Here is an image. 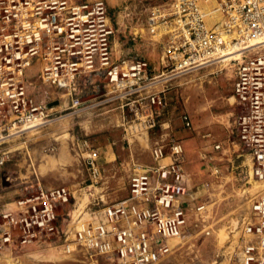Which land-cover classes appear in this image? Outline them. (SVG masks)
Returning <instances> with one entry per match:
<instances>
[{
    "label": "built area",
    "instance_id": "2783aa9c",
    "mask_svg": "<svg viewBox=\"0 0 264 264\" xmlns=\"http://www.w3.org/2000/svg\"><path fill=\"white\" fill-rule=\"evenodd\" d=\"M133 8L124 5L122 15L131 28L145 27L147 40L160 44L169 75L212 62L228 65L227 133L215 139L211 131L201 132L198 157L212 177L221 173L218 161L225 160L245 176L264 180V0H213L215 16L200 0H150L140 23ZM121 26L106 0H0V144L41 127L56 105L73 111L91 106L93 97L81 99L87 77L100 81V101L117 99L119 107L128 108L123 118L133 129L146 134L163 125L167 103L153 87L157 76L149 74L144 57L116 52L115 43L126 42L117 36ZM136 37L131 31L127 40ZM253 40L260 41L248 45ZM180 119L191 127L186 111ZM164 134L149 142V163L129 160L126 193L119 199L90 195L78 209L70 184L39 181L0 199V257L55 248L79 264H98L100 258L152 264L172 249L168 239L189 226L208 234L207 201L184 169V146ZM9 151L0 150V166ZM240 156L243 160L233 164ZM83 162L87 186H94L102 178L98 148L88 146ZM248 199L238 244L217 251L214 264L224 259L225 264H264V191Z\"/></svg>",
    "mask_w": 264,
    "mask_h": 264
},
{
    "label": "rangeland",
    "instance_id": "374dc122",
    "mask_svg": "<svg viewBox=\"0 0 264 264\" xmlns=\"http://www.w3.org/2000/svg\"><path fill=\"white\" fill-rule=\"evenodd\" d=\"M115 1L113 6L108 4V11L113 20H117L119 12L120 21L127 26L125 36L121 30L117 33L119 41L129 37L128 30L139 35L134 40H127L126 46L131 50L126 56L136 53L144 57L149 74L157 76L153 87L166 100L160 119V122L165 123H159L146 134L133 129L132 122L123 118L128 108L119 107L117 99L100 101L103 97L98 96L100 81L97 77H87L82 82L83 92L86 93L81 99L93 97L91 106L73 111L63 105H56L50 109V120L41 127L30 129L23 136L10 138L0 144V150H10L8 160L0 166V194L24 191L25 187L30 189V184L35 186L39 181L42 185L70 184L77 192L75 206L78 209L87 203L90 195L100 196L107 201L119 199L126 193L129 160L149 163V142L168 132L169 136L181 140L184 146V169L189 173L190 183L197 188V193H203L201 198L207 201L203 222L209 233L204 234L198 227L189 226L174 239L172 249L152 264H214L212 259L217 251L226 253L238 244L240 219L246 215L248 198L264 191V182L245 176L240 167H230V163L225 160L218 161L221 173L216 177L210 176L198 157L203 140L201 132L209 130L215 139L226 136L224 122L226 113L231 109L227 100L230 68L222 62H212L169 75L160 58V44L147 40L145 27L133 26L131 29L122 15L123 6L130 5L134 7L133 15L139 16V23L143 22L150 0ZM200 2L213 4V0ZM112 93L109 92V95ZM183 111L190 116V128L182 124L180 113ZM88 146L98 148L102 168L101 181L94 186H87L88 176L83 162ZM240 160H243L242 156L233 158V164ZM99 205L102 202L94 207ZM32 252L16 256L5 254L0 257V264H79V260L61 255L55 248ZM225 261L222 260L221 264H225ZM111 263L103 258L98 259V264Z\"/></svg>",
    "mask_w": 264,
    "mask_h": 264
},
{
    "label": "crops",
    "instance_id": "0c3cea01",
    "mask_svg": "<svg viewBox=\"0 0 264 264\" xmlns=\"http://www.w3.org/2000/svg\"><path fill=\"white\" fill-rule=\"evenodd\" d=\"M114 2H116L115 0H106V3H107V6H108V4H110L111 6H113L114 5ZM109 8V7H108ZM118 13V15L116 16L117 18V21L120 23V24H122V26L120 27V29H121V31L123 32L122 34L124 35V34H126L125 33V28L127 27L126 26V24L125 23H122L123 21H120V19H119V16H120V13L119 12H117ZM122 20V19H121ZM126 22H127V19H126ZM132 29V28H131ZM127 32H131V30H128ZM125 36V35H124ZM127 38L128 37H126L125 39H126V42L124 43V44H121V43H115V49H116V52H117V54H119V53H125V54H127L131 49H130V47H128V46H126L127 45ZM118 47V48H117ZM123 47V48H122ZM128 47V48H127ZM12 193H1L0 194V199L1 200H4V199H8V198H11V197H13V196H15L16 195V193L15 194H13V191H11ZM10 195H13V196H10ZM10 196V197H9Z\"/></svg>",
    "mask_w": 264,
    "mask_h": 264
},
{
    "label": "bare ground",
    "instance_id": "6f19581e",
    "mask_svg": "<svg viewBox=\"0 0 264 264\" xmlns=\"http://www.w3.org/2000/svg\"><path fill=\"white\" fill-rule=\"evenodd\" d=\"M201 5L208 11V12H210V14L212 15V16H215V11H213L212 10V4L211 3H203L202 4V2H201ZM258 41H260V40H253V41H251L248 45H252V44H254V43H256V42H258ZM142 133H143V131H142ZM20 147V146H19ZM12 150V149H11ZM247 159V158H246ZM245 159V160H246ZM245 162H248L249 163V161H248V159L245 161ZM40 166H41V164H40ZM44 168V167H43ZM41 169V168H40ZM42 171V170H41ZM42 173H43V171H42ZM248 177H250V178H254V177H252L251 176V174L249 173V175H248ZM255 179V178H254ZM255 180H257V179H255ZM257 181H260V182H264V180H257ZM82 205V204H81ZM178 236H175V237H173V238H171V239H168V242L171 244L172 242H174V239L175 238H177ZM173 244V243H172ZM51 249V248H50ZM38 252V251H37ZM29 253H33V252H29ZM6 254H8V253H6ZM10 255V254H9Z\"/></svg>",
    "mask_w": 264,
    "mask_h": 264
}]
</instances>
